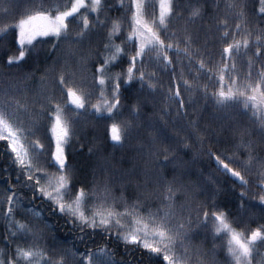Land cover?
Instances as JSON below:
<instances>
[{
    "label": "snow or ice",
    "instance_id": "1",
    "mask_svg": "<svg viewBox=\"0 0 264 264\" xmlns=\"http://www.w3.org/2000/svg\"><path fill=\"white\" fill-rule=\"evenodd\" d=\"M104 3L17 0L0 7V34L12 37L7 44L0 42V62L5 69L19 66L30 56L39 59L37 45L51 41L48 59L61 42L67 41L69 52L75 55L83 42L89 41L75 68L65 59L51 86L34 98L31 106L15 95L21 90V81L8 72L0 73L11 77L0 89V142L6 145L0 155L8 157L16 170V186H9L6 191L10 194L0 198V215L7 222L4 239L8 241L5 249H0V264H130L116 259L115 248L108 247L113 240L123 244L125 251L139 248L152 264H217L190 242L202 228L214 241H221L213 245V251L217 247L224 251V264H264L259 251L264 246V223L251 228L232 218L227 206L217 201L225 189L214 177L209 176L203 186L185 179L187 169L178 154L190 145L180 130L170 133L165 123L148 133L149 143L141 144L146 149L144 180L136 179L135 193L128 191L134 173L100 177L93 170L92 179L87 180L70 164L68 152L75 125L84 113L104 121L107 140L114 147L122 146L140 127L134 119L141 110L139 98L128 107V118L124 116L129 88L139 84L137 97L145 90L156 92L162 87L158 72L169 73L164 95L167 103L162 109L166 115L175 104L176 117L186 116L183 94L189 93L190 103L191 94L199 93L217 110L234 109L248 117L251 127H240L236 117L225 112L233 122L228 125L231 148L220 151L210 147L207 155L216 171L231 182L229 191L239 200V207L247 203L264 212V150L252 139L253 133H258L264 144V27L250 26L248 0H128L123 19L110 23L107 16L100 18ZM121 7H125L123 0ZM255 12L264 19V0H258ZM206 14L213 23L203 44L196 46L198 37L188 24L203 20ZM182 17L183 29L170 32L173 18ZM104 28L107 31L101 35L98 29ZM93 35L101 37L96 47L91 46ZM210 42L220 46L218 58L208 49ZM116 68L119 70L114 71ZM204 77L213 85L211 91L209 83L201 84ZM190 126L188 135H197L202 143L204 137L196 122L190 121ZM201 195L204 198L197 199ZM4 199L6 208L2 207ZM36 199L79 228L84 251L47 243L45 229L49 225L38 226L43 213L25 203ZM17 214L22 219H16ZM88 232L90 240L94 242L99 235L103 244L87 247L84 235ZM17 239L23 243L13 249L11 244Z\"/></svg>",
    "mask_w": 264,
    "mask_h": 264
},
{
    "label": "trees",
    "instance_id": "2",
    "mask_svg": "<svg viewBox=\"0 0 264 264\" xmlns=\"http://www.w3.org/2000/svg\"><path fill=\"white\" fill-rule=\"evenodd\" d=\"M61 2L63 3L64 0H61ZM127 2L128 0H123L125 7H121V0H105L100 18L104 19L105 16H107L109 23L114 19H123ZM5 3L15 4L17 0H0V7H3ZM257 7L258 0H248L249 24L250 26L258 25L259 27H264V19L255 12ZM221 8H223V5H221ZM186 15L187 13H185V16ZM2 22L3 19L0 18V24H2ZM211 23H213V21L210 19V16L206 14L203 20H196L194 23L188 24V28L192 31L194 37H198L196 46L203 44L205 32ZM184 25L185 19L183 17L180 19L173 18L169 31L180 32ZM106 31V28L98 29L101 35L106 33ZM125 31H127V25H125ZM0 37L3 38L0 42L4 44H7L8 41L12 39L10 35L4 36V34H0ZM100 38V35H93L91 37L93 41L91 46L96 47ZM115 42L119 44L121 40L117 39ZM99 46L102 47V44ZM50 47L51 41L47 44L37 45V48L41 50L39 59L36 56H30L19 66L5 69L3 63L0 62V73L8 72L21 81L19 84L21 90L15 93L21 103L27 102L31 106L33 99L39 98L41 92L45 88L51 86L52 79L59 73L65 59L69 61L71 68L74 69L78 56L87 51L89 41L86 39L80 47V51L75 55L69 52L67 41L61 42L60 47L55 52L51 53L50 58L45 59ZM219 47L218 44H213L211 42L208 44V49L213 51L216 58H218L217 50ZM12 50L15 51V49ZM252 51H254V48ZM170 55L174 56L175 54L171 53ZM249 55H251V52ZM4 59H6V57H4ZM54 61H57V63L53 69L52 65ZM118 70L119 68L114 69V71ZM178 73L179 69H177V74ZM157 75L162 87H158L156 92L149 93L145 90L137 97L136 90L139 88V84H135L129 88V91L126 93L128 99L125 101L126 108L124 110V116L128 118V107L136 103L137 98H139L141 110L139 116L134 119L140 127L132 131V134L125 140L122 146L114 147L112 142L107 140L104 135V121L98 122L97 119L89 113H84L81 116L79 122L75 125L72 143L68 148L70 164L74 165L79 170L81 178L87 180L92 179L93 170H95L97 176L100 177L105 174L120 176L122 174L127 175L129 173H134V182L129 185L128 191L129 193H135L136 179L141 183L144 180L142 169L145 166L144 151L146 149H142L141 144L147 146L149 143L148 133L155 128L165 126V123H167L170 133L174 134L175 130H180V136H186L187 140L185 142L190 145L189 148L182 149L178 154V158L184 163L187 169L185 179L192 181L194 184L199 182V184L203 186L209 176L214 177L225 189L218 195L217 201L221 206H227V210L232 218L243 221L251 228H255L259 224L264 223V212H262L261 207H249L247 203L245 207H239V200L229 191L231 182L227 181L222 173L216 171V164L214 161L210 160L207 155V150L210 147L214 150L219 149L220 151H227L231 148L228 139L231 137L232 132L228 125L233 122L225 117V112L235 116L240 127H251L248 117L240 115L234 109L217 110L214 108L211 101L205 103L203 96L199 93L191 94L192 99L190 103L188 102L189 93L183 94V99L187 104L186 109L183 110L186 111V116L176 117L175 104L172 105L170 112L166 115L162 109L165 108L167 103L164 99V95L170 84V74L158 72ZM26 76L28 78L23 79ZM10 78L11 77L5 78L0 75V89L6 86V79ZM186 78L190 79L187 73ZM204 83H209L206 77L201 79V84ZM173 87H175V85H173ZM180 87L183 92V85L181 84ZM212 87L213 85L209 83V91L212 90ZM36 107L38 108L39 105L37 104ZM190 121H195L196 126L200 129L199 135L204 137L202 143L197 138V135H188L192 132ZM108 123H111V121H108ZM252 139L257 142L258 149L264 150V144L259 142L258 133H253ZM81 145H84L83 149H81ZM5 147V143L0 142V152H2ZM89 148L93 149L91 153L88 152ZM185 152H187L186 156L184 155ZM5 167L8 168L7 172L0 171V181H3L0 182V198H5L10 194L6 191L9 186H16L15 165L11 163L8 157L0 155V170ZM151 187L152 185L149 184L148 188ZM236 191L239 192V189H236ZM27 195L30 197L31 192H28ZM203 198L202 195L197 197V199ZM25 203L28 207L43 213L44 219L38 226L43 227L44 223L49 225V227L45 229V238L48 244L55 243L58 247L69 249L79 248L80 251H84L85 243L80 240L81 233L79 228L67 223L66 217L58 213L54 214L50 212L49 205L42 203L40 199L33 200L31 203L25 201ZM253 203H258V201ZM2 207H7L6 199H4ZM16 219L19 220L22 219V217L17 214ZM28 219L30 220L31 217L29 216ZM6 234L7 222L4 220L3 216L0 215V249H5L8 244V241L4 239ZM90 235V232L84 235V241L87 242V247L95 248L97 244H103L104 241L101 236L97 235L93 242V240L89 239ZM190 242L193 247L200 246L202 251L207 253V260L215 258L217 264H224V251L219 247L213 251V245H219L221 241H214L210 234L206 235L205 229L202 228L199 234L193 235ZM17 243H23V241L20 239L14 240L11 247L14 249ZM108 247L110 249L115 248L117 260L123 259L130 262V264H152L147 256L141 255V250L139 248H129L125 251L124 245H117L114 240L108 244ZM259 251L262 253L264 250L260 247ZM257 259H260V257H257Z\"/></svg>",
    "mask_w": 264,
    "mask_h": 264
},
{
    "label": "rangeland",
    "instance_id": "3",
    "mask_svg": "<svg viewBox=\"0 0 264 264\" xmlns=\"http://www.w3.org/2000/svg\"><path fill=\"white\" fill-rule=\"evenodd\" d=\"M157 11H158V9H157ZM262 250H264V246H262ZM261 254L264 255V251Z\"/></svg>",
    "mask_w": 264,
    "mask_h": 264
}]
</instances>
